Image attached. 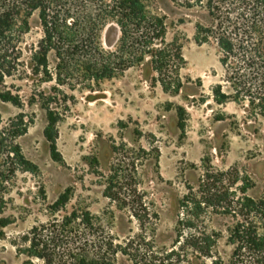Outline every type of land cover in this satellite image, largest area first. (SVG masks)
<instances>
[{
  "label": "rangeland",
  "instance_id": "obj_1",
  "mask_svg": "<svg viewBox=\"0 0 264 264\" xmlns=\"http://www.w3.org/2000/svg\"><path fill=\"white\" fill-rule=\"evenodd\" d=\"M186 1L150 2L151 12L167 17V41L182 48L183 89L164 91L147 64L103 80L94 90L79 80L74 87L62 86L70 110L58 126L61 162L52 158L44 136V109L29 104L36 89L50 91L56 85L32 71L31 49L43 30L38 13L31 17V28L22 36L18 68L23 72L0 82V92L19 94L25 107L0 99V132L20 113L33 116L17 141L37 169L18 171L7 194L3 216L11 223L0 235V264H44L22 251L31 245L26 235L75 210L89 211L102 238L123 247L117 264H213V258L197 257V229L218 233L219 254L231 253L227 229L232 218L204 207L191 225L180 201L192 188L203 195L207 173L211 191L240 195L248 188V195L262 196L264 116L252 114L248 103L214 100L215 86L230 88L229 73L216 42L197 41V21H206V11ZM116 36L112 28L107 39ZM177 106L188 112L185 134L177 126ZM67 190L69 202L55 212L53 204Z\"/></svg>",
  "mask_w": 264,
  "mask_h": 264
},
{
  "label": "trees",
  "instance_id": "obj_2",
  "mask_svg": "<svg viewBox=\"0 0 264 264\" xmlns=\"http://www.w3.org/2000/svg\"><path fill=\"white\" fill-rule=\"evenodd\" d=\"M151 0H0V82L6 76L23 71L22 36L31 28L30 19L38 13L43 38L31 49L32 71L43 82H56L50 91L36 89L29 101L38 103L46 113L44 136L51 156L62 161L58 149V126L70 110L68 95L62 86L74 87L79 80L94 90L101 81L112 79L132 66L150 65L166 92L178 94L184 87L180 71L186 64L182 48L166 39L167 17L150 11ZM188 2L192 6L193 2ZM206 11V21H197L200 43L215 41L221 63L229 73V89L213 88L218 104L229 101L248 103L254 115L264 116V0H194ZM115 28L117 36L107 39ZM53 65V66H52ZM28 76L27 73H24ZM0 99L25 107L22 97L11 90L0 92ZM177 126L186 133L188 112L176 107ZM2 115L0 113V122ZM33 116L20 113L0 132V235L11 221L4 217L7 194L18 171L37 169L23 153L17 139L25 135ZM115 149L118 147H114ZM206 179L203 195L191 193L181 201L194 225L204 207L232 218L227 229L232 251L219 254V234L197 229V257L213 258V264H264V192L254 198L248 188L235 191H211ZM205 188H208L207 190ZM205 189V190H204ZM70 200L69 191L53 204L58 212ZM89 211L77 210L51 224L34 227L25 239L31 245L21 249L44 264H117L123 247L103 239Z\"/></svg>",
  "mask_w": 264,
  "mask_h": 264
}]
</instances>
